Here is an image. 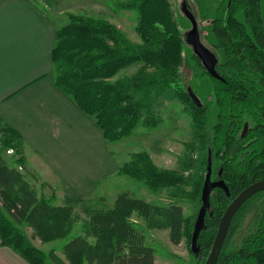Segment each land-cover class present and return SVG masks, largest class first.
<instances>
[{
    "label": "trees",
    "instance_id": "1",
    "mask_svg": "<svg viewBox=\"0 0 264 264\" xmlns=\"http://www.w3.org/2000/svg\"><path fill=\"white\" fill-rule=\"evenodd\" d=\"M261 0H221L214 11L211 29L218 59L216 70L223 79L210 77L216 104V122L207 126L206 106L195 105L180 83V67L185 36L174 18L169 0H125L117 5L137 12L133 42L124 31L106 18L68 13V22L54 30L51 64L54 84L100 129L106 141L131 134L138 124L154 127L160 117L154 113V100L172 92L192 116L195 145L203 150V175L191 182V197L200 205L201 188L208 155L218 158L214 170L229 194L213 189L205 226L199 232V251H191L192 218L176 204L160 205L120 194L112 207L92 209L87 230L92 241L78 234L63 245L68 264H154L155 253L132 219L141 216L148 228H169L176 244L184 236L189 253L203 264L225 207L243 188L264 179V19ZM192 57L207 74L199 58ZM138 64L135 72L111 79L121 69ZM210 76V75H209ZM243 112L252 118L244 136ZM2 149L21 153L20 135L9 126H0ZM16 162L23 164L22 156ZM221 173L219 174V170ZM142 181L150 189L172 188V197H183L180 186L190 178L183 172L157 167L146 151L135 152L119 166L117 173ZM212 174V173H211ZM38 197L22 173L8 164L0 153V243L14 249L30 264H45L48 256L55 264H65L51 249L46 254L34 246L19 229L27 224L42 242L68 236L72 231V204L81 197L66 196L62 205ZM260 210L254 230L238 246L231 241L247 214ZM215 264H264V190L250 196L230 221Z\"/></svg>",
    "mask_w": 264,
    "mask_h": 264
},
{
    "label": "rangeland",
    "instance_id": "2",
    "mask_svg": "<svg viewBox=\"0 0 264 264\" xmlns=\"http://www.w3.org/2000/svg\"><path fill=\"white\" fill-rule=\"evenodd\" d=\"M118 1L125 0H32L33 3L43 8L55 28H59L68 22V13L70 12L106 18L124 31L131 41L139 42L140 38L134 28L137 22V12L120 8L117 5ZM169 1L174 18L178 22L182 33L185 35L190 28L188 19L181 11V5L185 2L197 21L201 43L214 52L219 59H223L220 51L215 48L216 39L210 24L214 11L221 0ZM262 8L264 15V0L262 1ZM182 55L184 61L180 67V83L184 88L190 86L201 103L204 106L207 105V126L212 130V126L216 122L217 112L210 78L212 76L209 73L210 76L207 75L199 66L197 60L192 57V48L187 43L184 44ZM137 67L138 64H135L121 69L111 79L114 80L129 75L135 72ZM154 113L160 117V122L156 126L147 127L138 124L131 134L117 141H107V145L112 156L120 162V165L128 161L135 152L146 151L157 167L183 172L187 175L186 178L190 176L187 179L188 183L180 186V189L185 190L186 195L172 197L170 193L172 188L150 189L140 180L117 173V169L116 174L100 180L88 194L83 195L82 201L70 203L73 208L71 215L72 231L68 236L51 242H42L31 227L25 223L20 224L19 229L26 234L34 246L40 248L46 254L51 249L55 250V253L64 263L68 264L63 253V245L66 242L78 234L92 241V237L87 230L88 215L85 212V206L87 205L92 209L110 208L120 194L141 198L149 203L179 205L182 208V214L185 217H191L194 224L201 203L199 205L198 201L192 198L189 192L191 191L192 180L203 175L204 169L201 159L205 155L203 150L194 144L195 128L192 116L185 110L182 102L170 91L154 100ZM243 119L249 127L252 118L247 112H243ZM0 126L4 125L0 123ZM1 138L2 133L0 132V141ZM20 148V154H17L11 148L3 150L0 142V153L8 164L16 166L22 173L36 196L50 198L51 204H64L66 197L64 184L54 176H51L54 181H47L46 177L34 168V163L28 159V156L26 158L23 154L21 145ZM19 156L23 157V164L16 162ZM39 162L41 165L43 164L42 160ZM218 164V158H214L211 167ZM31 169L35 175L29 174ZM259 210L260 207L257 205L247 214L231 241V247L238 246L243 238L254 230ZM132 219L136 220V226L144 235L146 243L154 249V264H201L197 263L189 253L188 242L184 236L178 243L174 244L170 240L169 228H148L142 217L136 213L133 214ZM45 264L55 263L47 256Z\"/></svg>",
    "mask_w": 264,
    "mask_h": 264
},
{
    "label": "crops",
    "instance_id": "3",
    "mask_svg": "<svg viewBox=\"0 0 264 264\" xmlns=\"http://www.w3.org/2000/svg\"><path fill=\"white\" fill-rule=\"evenodd\" d=\"M55 29L32 0H0V123L20 135L23 154L47 181L54 176L66 196L83 198L120 162L93 119L54 84ZM0 264L30 263L0 243Z\"/></svg>",
    "mask_w": 264,
    "mask_h": 264
},
{
    "label": "water",
    "instance_id": "4",
    "mask_svg": "<svg viewBox=\"0 0 264 264\" xmlns=\"http://www.w3.org/2000/svg\"><path fill=\"white\" fill-rule=\"evenodd\" d=\"M181 11L184 16L188 19L190 23V28L187 30L185 36L186 43L192 48V52L199 58L204 69L212 76L217 79H223L220 74L216 71L217 57L215 54L205 47L200 40V34L198 31V24L193 15V13L186 6L185 2L181 5ZM187 92L192 102L201 106V101L198 96L193 92L190 86L187 87ZM248 127V123L245 122L243 126L242 135L245 134ZM220 187L225 190L228 195V188L225 185L222 179H211V158L208 155L207 165H206V173L204 177V181L201 188V205L197 211L196 218L193 224V230L191 233L190 246L191 251L194 254L198 253L199 246L197 244V238L199 232L205 226V214L210 206V195L214 188ZM264 190V179L257 180L255 182L250 183L245 188H243L225 207L223 214L220 217L216 233L214 235V239L212 245L210 247L209 253L205 258L203 264H215L222 248L224 239L226 237L227 229L229 227L230 221L238 208L253 194L258 191Z\"/></svg>",
    "mask_w": 264,
    "mask_h": 264
},
{
    "label": "flooded vegetation",
    "instance_id": "5",
    "mask_svg": "<svg viewBox=\"0 0 264 264\" xmlns=\"http://www.w3.org/2000/svg\"><path fill=\"white\" fill-rule=\"evenodd\" d=\"M262 1L263 0H261V2H260V6H261V13H262V17H263V19H264V15H263V8H262ZM214 53V52H213ZM215 54V53H214ZM216 56V55H215ZM217 57V56H216ZM218 57H217V63H218ZM221 60V59H220ZM215 68H216V66H215ZM217 71V70H216ZM201 106H203V104L201 103ZM200 106V107H201ZM207 107V106H206ZM208 108V107H207ZM244 124H245V122H244ZM244 126V125H243ZM242 132H243V128L241 129V135H242ZM242 136H244V135H242ZM211 162H213V160L211 161ZM217 166V165H216ZM216 166L215 167H211V179L212 180H215L217 177H215V175H214V170H215V168H216ZM221 173V169L219 170V174ZM238 194V193H237ZM233 218V217H232ZM225 240V239H224ZM224 243V242H223Z\"/></svg>",
    "mask_w": 264,
    "mask_h": 264
}]
</instances>
